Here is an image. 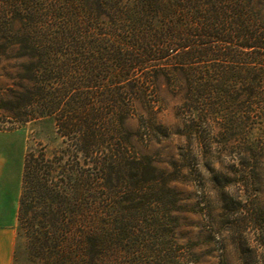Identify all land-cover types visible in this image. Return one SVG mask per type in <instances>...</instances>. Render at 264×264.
<instances>
[{
    "label": "trees",
    "instance_id": "16d2710c",
    "mask_svg": "<svg viewBox=\"0 0 264 264\" xmlns=\"http://www.w3.org/2000/svg\"><path fill=\"white\" fill-rule=\"evenodd\" d=\"M0 59L17 63L0 108L54 129L23 162L30 264L192 262L178 176L135 144L162 128L163 87L187 157L209 149L220 264H264V217L248 212L264 190V0H0Z\"/></svg>",
    "mask_w": 264,
    "mask_h": 264
},
{
    "label": "rangeland",
    "instance_id": "374dc122",
    "mask_svg": "<svg viewBox=\"0 0 264 264\" xmlns=\"http://www.w3.org/2000/svg\"><path fill=\"white\" fill-rule=\"evenodd\" d=\"M16 61L6 63L0 59V99L8 97L10 89H14L16 73ZM179 101L172 96L167 87H163L160 106L162 112L158 116L157 123L161 130L149 141L136 138L135 144L139 151L152 158L156 167L166 173H176L177 180L173 186L182 193V213L180 214L179 238L191 251L190 264H220L223 259V252L215 232L224 228V224L215 226L211 221L217 215L218 206L214 195L206 190L209 187L208 174L201 170V165L208 161V147L202 148L193 145L194 154L187 157L189 135L183 130L182 121L176 115V108ZM44 129L39 128L35 123L19 124L15 122L12 115L5 109L0 108V161L11 166L13 175L22 179L23 162L27 150L36 146L39 141L50 142L53 137L52 123L45 122ZM132 131H137L139 118H134L128 123ZM41 133V136L38 134ZM238 148L230 147L227 151L230 155H236ZM186 155V156H185ZM228 161V160H225ZM13 176V177H14ZM258 199V211H248L251 214L264 217V190ZM262 226L264 223L259 222ZM264 226V225H263ZM18 227V224H17ZM16 237L15 250L19 254L13 264H30L24 244ZM20 246V251H19ZM234 264V256L230 257Z\"/></svg>",
    "mask_w": 264,
    "mask_h": 264
},
{
    "label": "crops",
    "instance_id": "0c3cea01",
    "mask_svg": "<svg viewBox=\"0 0 264 264\" xmlns=\"http://www.w3.org/2000/svg\"><path fill=\"white\" fill-rule=\"evenodd\" d=\"M12 172L10 165L0 161V264L14 263L22 179L20 183Z\"/></svg>",
    "mask_w": 264,
    "mask_h": 264
}]
</instances>
